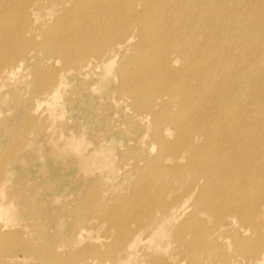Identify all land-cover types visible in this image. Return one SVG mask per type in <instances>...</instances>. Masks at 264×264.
Returning <instances> with one entry per match:
<instances>
[{"label": "bare ground", "instance_id": "1", "mask_svg": "<svg viewBox=\"0 0 264 264\" xmlns=\"http://www.w3.org/2000/svg\"><path fill=\"white\" fill-rule=\"evenodd\" d=\"M75 80L90 100L75 97L77 132L59 141ZM1 88L14 111L0 118V264L18 252L34 264H170L150 253L164 235L204 258L228 228L249 264L264 263V0H0ZM43 150L75 165L67 219L13 178L12 162ZM48 176L24 184L53 196L61 179ZM106 221L112 244L63 256ZM56 228L57 241L36 243Z\"/></svg>", "mask_w": 264, "mask_h": 264}, {"label": "rangeland", "instance_id": "2", "mask_svg": "<svg viewBox=\"0 0 264 264\" xmlns=\"http://www.w3.org/2000/svg\"><path fill=\"white\" fill-rule=\"evenodd\" d=\"M20 21H22L21 18H19ZM19 23V22H18ZM19 36H15L12 40H16L18 39ZM14 50L16 51V49L18 48V44H16L15 46L13 45ZM14 51V52H15ZM23 64V63H22ZM42 68L40 69V71H42V74H50V73H54L56 71L54 63H48V65L50 66H46L47 63L45 61H41V63L39 64ZM48 67V68H46ZM19 72H21V70H19ZM45 75V76H46ZM27 79L33 81V77H32V73H31V69H29V74L27 75ZM83 83H86L85 81L82 80ZM30 85H28V87H26L27 89V95H30V91L29 90ZM24 89V88H23ZM4 91V88L0 89V118L2 119V117L4 115H11L14 111L13 108H11L10 101L6 98V94L2 95ZM79 97L86 101H89V95L87 91H83L81 90V87L78 85L77 80L74 81V84L72 86V88L68 91L67 93V98L68 101L72 100V104H70L69 102L66 105V109H65V113L63 114L61 119H58L59 122L63 123V129L62 131H59L58 128L55 129V133L58 134L59 141L63 138V135H68L70 132V135L74 133L73 132H77V128L75 129L73 126L76 122V115L78 114V109H76V102H75V97ZM103 97V96H102ZM95 101H98V98H95ZM94 101V102H95ZM97 104V103H96ZM82 108H85V117L89 115V106H84L82 105ZM95 112H100L99 110H96ZM102 116V115H101ZM89 125V124H87ZM102 125V124H101ZM90 126V125H89ZM87 126L86 127V136L89 135L90 131L92 129H90V127ZM101 127V126H100ZM88 129V130H87ZM144 136H142L140 139H138V146H142V144L144 143ZM7 145V142H5ZM1 151V150H0ZM152 150L151 149H147L146 152H144L142 155H140L141 157H145L146 159H149V157H152ZM23 155V154H22ZM18 159H16L15 162H12L14 167V171H13V178L19 180L21 184H23L24 186H17L19 187L20 191L23 192V194H27V192L25 190H23V188H26L30 191H32L34 194L33 197H35L37 195V197L40 200H45L44 204H41V212L44 211V208H46V206H48L49 204V210L52 213L57 212V210H64L66 209V214H64L65 219H67V217L70 215L71 213V205L69 203H74V202H79V198H75V196H72V194H75L74 191V177H75V165L74 163L70 162L69 159L65 156L61 157L58 156L56 153H54L53 151L49 152L47 151H42L41 153L38 151H33L30 153L29 156L27 155H23ZM26 157V158H25ZM129 157V155H128ZM238 163V162H237ZM242 163V161H241ZM240 163V164H241ZM236 164V162L233 161V165ZM245 164H249V163H244ZM262 166V165H261ZM261 166H256L255 167V173L259 172L261 169ZM250 172L253 173L252 171V166L250 169H248ZM48 174V180H53V178H60V182L61 184H58L57 186H55V194L53 196H51L50 194L46 195V191L43 190L40 187V184L36 181H29V183L24 184L27 180H25L26 178H38L39 176L43 175V174ZM50 173V174H49ZM246 173V172H245ZM242 171L238 172L237 174V178H236V182H237V187L238 188H247V186H250V184L246 181L247 179V173L245 174ZM127 174V173H126ZM125 174V175H126ZM234 174V172H233ZM38 175V176H37ZM51 175V176H50ZM55 176V177H54ZM128 176V175H127ZM130 180L133 178V176H129ZM83 183V182H81ZM145 183V182H144ZM127 184V181H123V185ZM73 185V186H72ZM23 187V188H22ZM73 188V189H72ZM53 191V192H54ZM126 195H131L132 191L131 190H123ZM57 194V198H58V202H55L54 197ZM50 195V196H49ZM70 196H72L71 198L74 197V200L69 198ZM170 197V195L168 196ZM67 201H69V203H65V199H67ZM29 203V202H28ZM27 205V204H25ZM21 215V214H20ZM41 217V216H40ZM264 219V217H262ZM262 218H260V220H262ZM1 221V219H0ZM38 222L41 225V221L38 220ZM46 224V223H44ZM47 224H58V221L55 223V221L52 222H47ZM64 224V223H62ZM83 225L86 226V223H82ZM7 226H13L16 231H20V233L22 232V234H18L17 232L11 233V235L9 236L12 239H16L14 242H23V241H29V236H30V232L28 231V229L26 228H19L20 226L18 224H10L8 223ZM176 226V225H175ZM175 226L173 227V231L175 229ZM87 227V226H86ZM54 228V227H53ZM50 229L51 231L53 230ZM116 229L112 228L107 221L104 222L97 230H93L90 232L82 230V237L80 240V243H78V246H74L71 245L70 246H65L64 248H62V250L64 251L65 249L67 250V253H65L63 256L69 257L70 255H72L74 252V250H76V247H81L84 245L85 242H88L91 244V241L95 244V245H99L102 244V246H108L110 244H112L114 241L112 240V235L114 236V232ZM63 231H61L60 229L56 230L54 229V233L51 232V236L46 239V238H41L39 241H37L36 243L39 242H44V244L46 243V240H53V241H57V237L62 233ZM264 232V224L262 226L261 229V233ZM23 233H25L23 235ZM90 235V236H88ZM253 235V234H251ZM97 236V238H96ZM244 235H242L241 232H238L235 230V228H228L225 231V235L223 236V238L221 239L220 237V243L222 244L221 247H217L216 249L213 250V252H211L209 255H207V257H201L200 255H197V253H199L200 248H193L194 251L189 252L187 250L188 245H185L184 250L181 246H177V244L175 242H169V238H168V234L164 235V237H162V241L164 243V247L161 250L158 251H151V255H162L163 258H167L168 262L170 264H249L246 261L245 258V254L242 252L241 247L239 245V240L238 238H243ZM90 238V239H89ZM158 238V237H155ZM182 244H187L188 238H186V236L182 237L181 239ZM224 243H222V242ZM238 246V247H237ZM102 247L100 248L101 251H103L105 248ZM61 252V250H58ZM188 253H187V252ZM65 252V251H64ZM25 257V259L23 258ZM65 258H63V260H65ZM24 259V260H23ZM90 259V258H89ZM62 260V261H63ZM73 260H77V258H74ZM17 264H34V260L31 259L30 257H26V256H22V254L20 252H18V258H17ZM257 264H260V262L258 261ZM264 264V263H263Z\"/></svg>", "mask_w": 264, "mask_h": 264}]
</instances>
